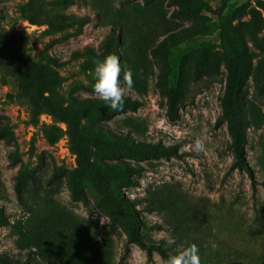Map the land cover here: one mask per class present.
I'll use <instances>...</instances> for the list:
<instances>
[{
  "label": "rangeland",
  "instance_id": "374dc122",
  "mask_svg": "<svg viewBox=\"0 0 264 264\" xmlns=\"http://www.w3.org/2000/svg\"><path fill=\"white\" fill-rule=\"evenodd\" d=\"M59 15L70 22L56 28ZM225 27L252 60L251 174L233 165L222 118L232 55ZM0 31L21 35L14 47L56 73L55 92L81 115L78 149L67 122L34 115L0 64V206L9 221L0 224V253L34 264H164L196 244L200 264H264V0H3ZM107 45L120 57L121 79L132 73L119 111L93 94L94 62ZM204 51L218 59L219 75L196 76ZM179 85L187 97L170 120L166 91ZM168 146L176 152L165 154ZM122 199L166 256L129 242L133 216Z\"/></svg>",
  "mask_w": 264,
  "mask_h": 264
},
{
  "label": "trees",
  "instance_id": "16d2710c",
  "mask_svg": "<svg viewBox=\"0 0 264 264\" xmlns=\"http://www.w3.org/2000/svg\"><path fill=\"white\" fill-rule=\"evenodd\" d=\"M23 9L26 11L29 9V5H25ZM38 17L39 15L35 13H30L29 15L31 21L37 23L42 22ZM52 22H57L55 27L61 28L68 24L70 20L66 19L64 15H59L57 20ZM221 35L223 41L232 53L228 63V75L224 95L221 99L222 118L227 122V129L231 136L230 148L233 153V165L251 174L245 151L248 140L247 127L249 125V111L245 99V87L251 75L252 60L245 47L243 48L237 43L236 37L227 27L222 29ZM21 39V35L0 31V64L11 68L18 93L27 98L32 113L34 115H39L43 112H47L57 120L67 122V132L72 138L73 145L81 149L77 140L81 138L78 131L81 115L65 107L63 99L55 92V87L59 82V77L56 73L54 74L51 71L45 70L38 62L24 56L14 47ZM103 51L106 56L109 54H116V50L110 49L109 45H107ZM208 53V51H204L196 60L195 74L198 78L204 77V75L214 77L220 73L218 59L216 56ZM257 91L259 95H263L264 86L258 85ZM166 95L167 116L170 120H176L179 118V105L183 103L187 97L186 88L181 85L171 87L166 91ZM126 100L130 107H136L137 100H131L130 98H126ZM164 152L165 154H171L176 152V150L172 146H168L165 148ZM125 168L129 174H131L132 171L140 173L139 167L126 164ZM127 179L133 184L138 182L132 180L131 176H128ZM121 202L125 205L130 215L133 216V220H129L126 223L128 226L127 235L129 242L135 243L145 249L149 257L152 256L153 251L160 252L162 255L166 256L164 249L156 241L148 239L140 231L139 228L145 226V223L139 219L135 205L124 199H122ZM118 220L122 221L119 215L117 216V221ZM0 224H9L3 206H0ZM0 264H34V262L30 260V258L22 262L19 259L11 257L9 254L0 253Z\"/></svg>",
  "mask_w": 264,
  "mask_h": 264
},
{
  "label": "clouds",
  "instance_id": "9594fccd",
  "mask_svg": "<svg viewBox=\"0 0 264 264\" xmlns=\"http://www.w3.org/2000/svg\"><path fill=\"white\" fill-rule=\"evenodd\" d=\"M121 73V60L116 54H109L103 60L94 62L93 94L112 111L123 109L125 104V85L127 89L133 87L131 71L125 72L122 79ZM203 148V141L197 139L194 143V150L201 151ZM209 245L213 250L218 247L211 240L206 246ZM164 264H200L199 248L196 244H190L177 253L170 254Z\"/></svg>",
  "mask_w": 264,
  "mask_h": 264
}]
</instances>
